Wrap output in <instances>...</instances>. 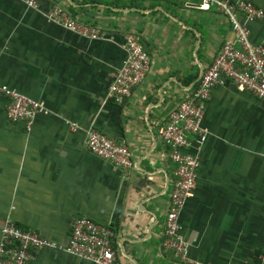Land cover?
<instances>
[{"label":"crops","instance_id":"crops-1","mask_svg":"<svg viewBox=\"0 0 264 264\" xmlns=\"http://www.w3.org/2000/svg\"><path fill=\"white\" fill-rule=\"evenodd\" d=\"M0 0V84L47 109L29 130L11 122L0 96V227L8 221L58 243L79 216L114 229L121 264H183L160 248L174 164L156 133L209 66L229 24L196 0ZM264 11V0H249ZM63 9L97 27L87 39L49 22ZM264 45V18L247 23ZM138 36L149 55L144 79L121 104L106 88L124 58L122 36ZM75 123V129H71ZM191 197L179 215L190 258L208 264H264V101L227 83L214 86L201 120ZM123 139L129 169L90 152L85 130ZM26 264H90L53 249Z\"/></svg>","mask_w":264,"mask_h":264},{"label":"built area","instance_id":"built-area-1","mask_svg":"<svg viewBox=\"0 0 264 264\" xmlns=\"http://www.w3.org/2000/svg\"><path fill=\"white\" fill-rule=\"evenodd\" d=\"M26 7L37 9L35 0H20ZM197 8L213 7L229 24V37L221 43L209 66L200 74L192 90L178 106L169 111L156 133L167 148V157L174 164L171 187L164 215L160 248L183 264H208L192 259L180 232L179 215L186 200L191 197L199 166L197 152L208 133L201 120L204 104L214 86L231 84L238 92H247L264 101V45L249 38L247 23L264 18V11L249 0H196ZM51 23L87 39L101 37L92 25L72 19L63 9L52 7L43 13ZM121 47L124 58L106 88V98L123 103L145 77L149 55L138 36L125 33ZM0 96L5 99L4 113L11 122H22L29 130L36 115H45L47 109L40 101L0 84ZM75 129L76 124H69ZM84 145L91 154L113 165L129 169L131 153L123 139H112L90 126L85 130ZM114 229L107 223H98L86 216L72 220L65 243L44 238L37 232L23 229L11 222L0 227V264H26L35 250L53 249L85 260L90 264L119 263L114 245Z\"/></svg>","mask_w":264,"mask_h":264},{"label":"trees","instance_id":"trees-1","mask_svg":"<svg viewBox=\"0 0 264 264\" xmlns=\"http://www.w3.org/2000/svg\"><path fill=\"white\" fill-rule=\"evenodd\" d=\"M195 84V83H194Z\"/></svg>","mask_w":264,"mask_h":264}]
</instances>
